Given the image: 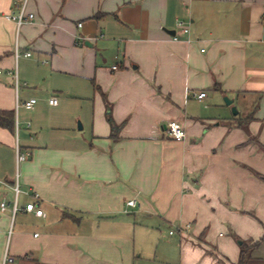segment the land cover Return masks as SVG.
Wrapping results in <instances>:
<instances>
[{"label": "crops", "instance_id": "0c3cea01", "mask_svg": "<svg viewBox=\"0 0 264 264\" xmlns=\"http://www.w3.org/2000/svg\"><path fill=\"white\" fill-rule=\"evenodd\" d=\"M20 7L0 0V264H236L264 235V0Z\"/></svg>", "mask_w": 264, "mask_h": 264}, {"label": "built area", "instance_id": "2783aa9c", "mask_svg": "<svg viewBox=\"0 0 264 264\" xmlns=\"http://www.w3.org/2000/svg\"><path fill=\"white\" fill-rule=\"evenodd\" d=\"M25 3H26V0H16V4L21 5L19 13L16 15L7 16V18L14 21L17 26H21L25 23H31L34 20L33 14H25V12H24ZM179 27L182 29V31L184 33L188 32L187 27L182 26L181 23L179 24ZM20 55H23L24 57H30L31 56L30 52H25V53L21 54L19 52V50L17 48H15V51H14L15 58H18ZM204 97H205V93H200V94H198L197 98L199 100H201ZM35 103H36V99H30L23 104V107L25 109H32L33 106L35 105ZM48 103H49V105L55 106V105H57V99L55 97H51V98H49ZM165 131H166L167 135L172 140L177 141V142L183 141L185 136H186L184 128L178 122H175V121L168 122L165 126ZM27 156H28L27 154H23V153L17 154V161L18 162L25 161L27 159ZM15 192H16V194L18 193L17 188H15ZM126 206L130 207V208H134L136 206L135 200L128 201L126 203ZM7 209H8V204L6 202H1L0 203V212L3 213L5 211H7ZM16 211H17V208L14 204L11 208V213L14 215ZM25 211L26 212H32L35 214V216H42V211L36 209L33 204H28L25 207ZM173 233H174L173 231L169 232V234H173ZM12 262H13L12 258L6 257L3 264H11Z\"/></svg>", "mask_w": 264, "mask_h": 264}, {"label": "trees", "instance_id": "16d2710c", "mask_svg": "<svg viewBox=\"0 0 264 264\" xmlns=\"http://www.w3.org/2000/svg\"><path fill=\"white\" fill-rule=\"evenodd\" d=\"M108 123L111 127V137L116 136L118 126L114 124L110 116H107ZM14 124V115L11 111H0V127L12 130ZM262 243H264V235L257 241L251 243H240V258L238 264H247L251 258L253 251H255Z\"/></svg>", "mask_w": 264, "mask_h": 264}, {"label": "rangeland", "instance_id": "374dc122", "mask_svg": "<svg viewBox=\"0 0 264 264\" xmlns=\"http://www.w3.org/2000/svg\"><path fill=\"white\" fill-rule=\"evenodd\" d=\"M224 101V100H223ZM80 121V120H79ZM81 122V121H80ZM170 231H173L174 233L176 232V230L175 229H172V228H170L169 229ZM167 232H168V230H166V234L164 235V237L165 238H167V239H170L171 237H169L168 236V234H167ZM263 236V235H262ZM261 236V237H262ZM257 241V240H256ZM241 243V241H238V243ZM246 242H248V241H246ZM245 243V242H244ZM261 246V247H260ZM259 246V248H257L256 250H257V252H259V255H261L262 257H264V243H262L261 245ZM261 248V249H260ZM256 250L255 251H253V253L255 254L256 253ZM253 253H252V255H251V258H250V260L248 261V263L247 264H249V262L250 261H253V262H255L254 261V259L252 258V256H253ZM240 258V257H239ZM239 263V260H238V262L236 263V264H238ZM257 263H261V264H264V258H261V260H260V262H258L257 261Z\"/></svg>", "mask_w": 264, "mask_h": 264}, {"label": "water", "instance_id": "95a60500", "mask_svg": "<svg viewBox=\"0 0 264 264\" xmlns=\"http://www.w3.org/2000/svg\"><path fill=\"white\" fill-rule=\"evenodd\" d=\"M223 100H224V103H225L226 105H230V104L232 103V101H231V100H228L226 97H225ZM232 112H233L234 114L236 113V111H235L234 108L232 109ZM78 127H79V129H80V125H79Z\"/></svg>", "mask_w": 264, "mask_h": 264}]
</instances>
